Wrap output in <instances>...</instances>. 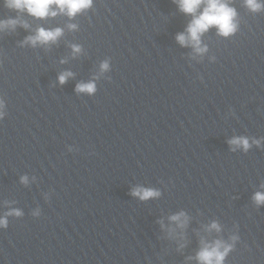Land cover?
I'll return each mask as SVG.
<instances>
[{
    "label": "clouds",
    "instance_id": "clouds-1",
    "mask_svg": "<svg viewBox=\"0 0 264 264\" xmlns=\"http://www.w3.org/2000/svg\"><path fill=\"white\" fill-rule=\"evenodd\" d=\"M245 3L252 11H258L262 7L258 0H245ZM6 4L9 8L27 10L29 14L39 18L48 15H56V12H50V6L55 4L60 11H66L67 15L72 17L81 10L87 9L91 5V0H6ZM201 4H206V6L199 15H196ZM179 7L181 11L186 14H192L194 18L187 28V36L181 33L177 35L176 39L181 45L191 42L197 52L205 51V49L199 47L200 36L210 27L215 26L218 33L223 36H228L236 29V25L233 22L236 12L233 8H230L224 0H179ZM17 22L16 20L0 21V30L7 27H15ZM70 27L75 26L71 25ZM61 31L62 30L59 28L53 31L41 28L37 31L35 36L29 37L28 40L32 44H36L37 42H54L57 37L61 35ZM74 50L79 51V48H75ZM101 67L102 69H107L108 65L104 63ZM70 75L71 73L60 75V83L63 84ZM77 91L92 93L95 91V85L91 82L87 84H78ZM229 143L242 146L245 150L250 147L248 139L244 137L233 138ZM132 195L138 196L142 200H147L151 197L158 196L159 193L152 189L137 188L133 190ZM254 200L257 204L264 203V193L257 192L254 196ZM14 214L20 215L18 211ZM181 216H183V213L173 216L171 219L178 221ZM0 225H6V220L0 219ZM211 228L219 231V226L216 223H213ZM222 247L223 251L220 250ZM230 248V245H224L221 241H216L214 245H205L198 253L197 258L202 264H222Z\"/></svg>",
    "mask_w": 264,
    "mask_h": 264
}]
</instances>
